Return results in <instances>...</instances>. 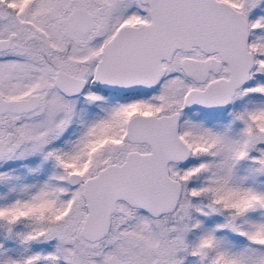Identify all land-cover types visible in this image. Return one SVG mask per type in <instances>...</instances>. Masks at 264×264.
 <instances>
[{
    "label": "snow or ice",
    "instance_id": "6c2138e0",
    "mask_svg": "<svg viewBox=\"0 0 264 264\" xmlns=\"http://www.w3.org/2000/svg\"><path fill=\"white\" fill-rule=\"evenodd\" d=\"M0 264H264V0H0Z\"/></svg>",
    "mask_w": 264,
    "mask_h": 264
}]
</instances>
